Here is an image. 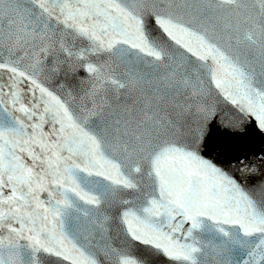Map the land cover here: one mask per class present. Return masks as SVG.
<instances>
[{"label":"snow or ice","instance_id":"snow-or-ice-1","mask_svg":"<svg viewBox=\"0 0 264 264\" xmlns=\"http://www.w3.org/2000/svg\"><path fill=\"white\" fill-rule=\"evenodd\" d=\"M0 264H264V0H0Z\"/></svg>","mask_w":264,"mask_h":264}]
</instances>
